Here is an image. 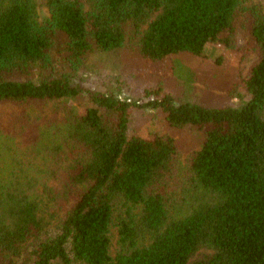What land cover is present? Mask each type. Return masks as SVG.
Instances as JSON below:
<instances>
[{
    "label": "trees",
    "instance_id": "16d2710c",
    "mask_svg": "<svg viewBox=\"0 0 264 264\" xmlns=\"http://www.w3.org/2000/svg\"><path fill=\"white\" fill-rule=\"evenodd\" d=\"M208 44L255 56L224 86L240 104L83 84L93 51ZM137 110L201 145L183 164L172 133H136ZM0 264H264V1L0 0Z\"/></svg>",
    "mask_w": 264,
    "mask_h": 264
},
{
    "label": "rangeland",
    "instance_id": "374dc122",
    "mask_svg": "<svg viewBox=\"0 0 264 264\" xmlns=\"http://www.w3.org/2000/svg\"><path fill=\"white\" fill-rule=\"evenodd\" d=\"M264 1V0H256ZM41 16L47 11L41 9ZM237 44H243L239 35ZM221 58V60H220ZM219 60V62H215ZM255 61L251 55L246 60H239L237 51L223 50L219 45H207L203 57L187 54H175L161 61H145L138 53L125 50L93 51L87 57L88 66L84 73L83 84L102 90L107 86L120 88L121 97L131 99L144 98L143 89L161 87L174 95L175 102L196 101L215 105L240 104V95L230 96L225 84L236 82L239 73L245 75ZM215 62V63H214ZM119 77V81L112 82ZM111 83V84H110ZM242 99L248 96L242 87L236 88ZM76 104V101H73ZM133 127L138 135L149 132H169L174 135L181 151L180 161L186 164L190 154L201 145L203 135L200 130L186 126L175 131L165 119V112L137 110L133 116ZM111 252L115 250L116 229H112Z\"/></svg>",
    "mask_w": 264,
    "mask_h": 264
}]
</instances>
